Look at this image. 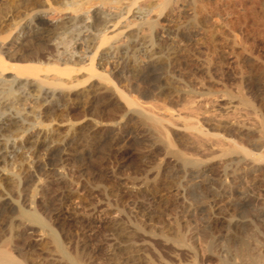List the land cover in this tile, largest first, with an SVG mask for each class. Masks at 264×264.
Instances as JSON below:
<instances>
[{"label":"rangeland","instance_id":"obj_1","mask_svg":"<svg viewBox=\"0 0 264 264\" xmlns=\"http://www.w3.org/2000/svg\"><path fill=\"white\" fill-rule=\"evenodd\" d=\"M66 1L69 0H29V4L17 6L15 4L18 0H0V40H8L9 37L6 34L12 32L15 25L20 21L22 22L23 18L30 15L34 9L43 11L44 8L50 6L56 12L49 11V18L53 17L55 18L54 20H59L62 17L67 18L74 12L68 8L67 10L66 8L64 9L63 4ZM190 1L184 2V0H178L176 1L177 3L174 2V4H171V8L166 7L163 9L157 18L153 39L157 40V52L160 55L166 52L167 47L170 45L169 40L171 39L168 38V35L173 33L181 34L180 38H177L178 40L175 41V45L178 44V46L176 53H174L179 60L180 66L172 73L169 85H165L168 90L165 88L160 93L153 91L154 95L152 94L146 100L149 101L147 102L149 104L145 101L144 107L147 105V108L153 109L152 113L158 116L167 118L169 117L168 115H171L169 119L171 117L174 118L171 121L173 120L176 125L168 126L169 137L173 143V147L181 148L180 150L182 151L185 148L183 152L186 154V157L201 160V172L196 174L197 176L195 175L194 179L196 180L195 184H202V187H198L196 190L187 187L188 176L186 177L183 168L179 165L180 162L170 154L169 149L166 148L167 146H163L164 143L162 144V142H156L152 137L150 129L143 126L145 124L140 119L136 118L135 115H124V112L118 109L116 103L105 107L101 105L100 108L103 109L97 117L91 113V110L87 111L86 109L85 112L84 110L82 111L81 107H74L70 112L65 111L67 114L64 112L55 121H51L50 124L55 129H53L50 138H39L41 142L44 141L41 145L39 144V152L43 153L47 151H42L45 148L48 149L51 155L56 156L60 143L66 138V134L72 128H75L77 131L81 130L79 136H81V133L83 136L88 130H94L96 133L95 137L91 139L92 152L90 156L83 160L84 163L78 161H75L78 163H70L73 167L77 166L78 169H81L77 170L76 168L77 171L71 174L67 170L64 175L67 181H79L86 189V194L83 193L82 195L84 197L83 200L80 199L73 202L70 199L73 203L70 201L69 203L72 204L67 205L76 210L75 215L79 217L99 216L102 222L109 223H102L99 227L100 229L94 233L90 241L93 244H99L101 238L109 236V229L112 226L117 232V238L121 240L120 245L122 246H119L121 249L119 250L123 254L124 250L122 248L124 245L132 241L133 238L134 240L135 238L136 240H140L139 236L132 234L131 227L133 224H138L147 231L155 230V232H159V230H163L167 233L175 230L178 224L186 232L187 238L194 241L193 243L196 245L197 250L196 256L200 259V262L202 264H212L213 260H211L212 262L207 260V251L202 246L204 233L209 231L211 234H220L219 244L220 249L223 248V253H226V250L230 252L234 246V244L231 245L232 242L239 243L241 239L243 242H248L253 249L256 248L255 250H260L261 253L262 251L264 252V182L261 183V181H264V163L257 172L252 173L246 169H242L250 163L249 159L242 158L240 163L237 164L238 158L242 157L240 152L220 156V151L218 150L220 146V148L229 146L228 144L232 143L235 139V142H240V144L250 148L253 152L264 154V135L260 129L261 125L264 124V85L261 82H246L240 79L239 74L235 71V64L233 65L234 59L241 58L244 61L241 62L245 66L248 64L249 68L253 69L254 72L264 73V48L254 49L251 48L250 44L253 39L254 42L259 40L264 41L263 38L253 36L252 29L256 28L258 22L261 23V19L264 18V1L235 0L234 5L229 8L231 11L230 16L218 13L216 5H214L217 0H204V2L199 3L197 1ZM9 4L12 8L6 14L5 11ZM202 4L205 6L204 10L197 11V6H203ZM155 9L152 11V16L156 14L157 8ZM225 18H229V20L226 21ZM144 38V40H149L148 36ZM142 53L138 56V61L142 64H147L151 59L148 56H143ZM23 55L27 56L30 54L24 52ZM155 57L156 55L151 56L152 59ZM220 57H224V60ZM11 62L18 64L27 63L22 60H11ZM199 92H202L203 95ZM193 101L194 103H192ZM185 103L187 105L192 104L188 108ZM25 107H28V104H25ZM192 107H195V109L193 108V112L191 111ZM186 109H190L188 111H191L192 114L187 112ZM30 116L32 117V115ZM184 116H187L191 122L193 120V122L197 121V123L201 124L210 137L208 141L206 140L209 145H206L207 142L204 140L206 144H203L199 148H196L198 146H194L195 144L190 140L191 135L187 130L183 129L182 122L189 120ZM69 122H73L74 125L67 126ZM214 133L220 135H213ZM216 135H222V139L217 138ZM82 136L80 138L85 142L86 137L85 135ZM223 138L229 143L225 142ZM185 139L189 142H185ZM212 139L213 141L218 140V142L215 141L218 145ZM206 146L209 147L206 148ZM20 149H18L19 153L17 152L15 158L10 161L8 160L7 164L1 162V165L3 166L4 164V166L0 168V192L2 193H0V239L7 236L11 238L14 244H18V242L19 244L31 243V246L24 252H27L26 254L31 257H36L39 260L43 259L42 261L47 262L50 256L47 251L43 252L45 250H41V244L37 241L41 237L40 231L37 228L33 230L29 227L31 225H26L27 222L19 220L18 208H16L15 203L19 199V202H21L22 206L24 205L25 209H31L34 206L33 209L43 214V191H47L50 188L49 186H53L51 182L53 171L58 172L56 170L58 169L62 172L63 168L56 166V169L49 172V170H46L47 165L41 164L40 160L35 163V160L32 159L36 158L28 156L29 152H27L26 147ZM25 152H27L26 155L24 154ZM26 158H30L31 160ZM101 163L102 165L99 166ZM70 164L69 167H72ZM99 167L102 169H100L98 174H94L93 169ZM18 169L20 177L22 176L19 179H22V181L16 185L17 181L12 178L11 173L15 170L18 171ZM260 177L263 179L259 180L258 178ZM17 188L21 191L19 197H17V192H15ZM67 188H71V186ZM67 188H65V191ZM167 188L178 193L175 203L171 205L166 204L164 200L165 195L163 193L166 190L168 191ZM216 189L224 193V202L215 200L211 192L217 191ZM14 196H16L15 199L13 198ZM197 196L198 199L196 198ZM12 198L15 202L3 207L2 201L7 202ZM226 199L231 201V207L229 205L227 209L223 208L222 210L223 204L227 203L225 202ZM30 204L32 207H29ZM218 204H220V207L218 206V210H214L212 213L217 217V222L213 225L214 227L205 226V219L207 220L205 217L211 215L210 212H212L213 207L215 208ZM236 205L238 207H235ZM184 206H187V212H182L181 209ZM184 213L185 215H183ZM75 215L71 214L69 217L72 218ZM124 216H129L128 218L130 219H126L127 217ZM52 219L48 220L49 223L60 232L64 240L78 249L85 239L79 238L75 234L74 227L68 225V220L62 219V217ZM236 219L240 220L239 224L232 226L231 222ZM229 225H231V229H229ZM1 227L3 228L1 229ZM22 227L23 229H21ZM128 229L131 231L130 234L126 232ZM201 230H204V232ZM79 233L82 234V232ZM15 236L18 237L16 238ZM146 241L145 245L135 247L136 252L133 251L131 254L134 253V256L142 260L146 258L154 260L182 259L186 262L192 259V255L186 250L180 251L174 247L171 248L165 245L162 240H157V237L156 239L146 237ZM140 242L142 241L140 240ZM226 243L229 244V247H232L229 248ZM48 247L49 244H47ZM229 252L226 254L230 255ZM102 257L105 256L101 253ZM213 258L217 263L218 261L215 259V256ZM100 262L105 263L104 260H100Z\"/></svg>","mask_w":264,"mask_h":264},{"label":"bare ground","instance_id":"obj_2","mask_svg":"<svg viewBox=\"0 0 264 264\" xmlns=\"http://www.w3.org/2000/svg\"><path fill=\"white\" fill-rule=\"evenodd\" d=\"M125 1L69 0L63 4L64 9L66 8L67 10L68 8L74 13L68 17L66 16L67 18L62 17L59 20H54L55 18L53 17L49 18V11L56 12L54 9H51L50 6L44 8L43 11H37V9H34L30 15L23 18L22 22L20 21L15 25L12 32L6 34L7 37H9L8 40H0V165L1 162L6 163L8 160L10 161L11 159L15 158L18 149L26 147L27 152H29L28 156L35 157L37 160L32 159L35 160V163L40 160L41 164L47 165L46 170H49V172L56 169V166L58 168H63L62 172H60L58 169H56L58 172L53 171L51 179L53 186L51 185L47 191H43V214L33 209L34 206L31 209H25L23 207L24 205L22 206L21 202H19V199L17 198V204L15 203V206H17L16 208H18L17 210L19 220H22L23 222L25 221V223L27 222L26 225H31L29 227L33 230L34 228H37V230L40 231L39 234H41V237L37 241L39 244H41V250L44 249L45 251L43 252L47 251L48 255L50 256V258H48L49 260L44 262L42 261L43 259L39 260L36 257L29 256L26 254L27 252L25 253L24 251L31 246V243L26 242L24 244L21 242L22 244H19L18 242V244H14L11 241V238L6 236L5 238L0 239V264H202L200 259H198L196 256L197 250L195 247L196 245L193 243L194 241L187 238L186 232H184V230L178 224L175 230L171 231V233H167L163 230H159V232H155V230L147 231L144 229V227H141L138 224H133L131 227V231L133 232L132 234L139 236V239L142 242H140V240H136V238L134 240L133 238L132 241H129L122 248L124 250L123 254L119 248V246H122L120 245L121 240L117 238V232L112 226L111 229H109V236L101 238L99 244H93L90 241V238L94 235V233L100 229L99 227L101 224L105 222H102V219L99 216H76V210L73 207L67 206L80 199L83 200L84 197H82V195L85 193L86 189L79 181H67L64 175L66 174L67 170L71 174L81 169H78L77 166L73 167L70 163L75 161L84 163L83 160L90 156L92 152L91 139L95 137L96 133L94 130H88L87 132L85 131L86 134L84 135L86 140L84 142L80 138L82 133L81 136H79L81 130L77 131L75 128H72V130L66 134V138L60 143L56 156L53 154L51 155L50 152H48V149L45 148H41L42 151H47H44L43 153L39 152V144L41 145V143L44 142L43 140V142H41V139L39 140V138H50L53 133V129H55L50 124L51 121H55V119L63 115L65 111L70 112V110L74 109V107H81L82 111L84 110L85 112L86 109L87 111L91 110V113H93V115L95 114L94 116L97 117L100 111L103 109L100 108L101 105L105 107L116 103L118 105V109L122 110L124 115H135L136 118L140 119V121L145 124L143 126H146L147 129H150L152 137L156 142H162V144L164 143L163 146H167L166 148L169 149L170 154L180 162L179 165H181L183 168L186 177L188 176L187 187H191L193 190H196L198 187H202V184H195L196 180L194 179L195 175L201 172V160L186 157V154L183 152L185 148L182 151L180 150L181 148L178 149L173 147V143L169 137L170 133L168 126L170 127L176 125L173 120L171 121V119L174 118L171 117V119H169L171 115H168L169 117L166 116L167 118L158 116L152 113L153 109H148L147 105L144 107V104L149 102L146 100L151 97V95L154 93L153 91L160 93L163 92L165 88L168 90L165 85H169V80L172 78V73L177 67L180 66L179 60L176 55H174V53H176L178 46V44L175 45V41L178 40L177 38H180L181 34L173 33L168 35V38L171 39L169 40L170 45H167V51L163 52V54L161 53V55L159 52H157V40H155V38L153 39L155 32L154 27L157 23L158 16H160L163 9L166 7L171 8V4H174V2L178 0ZM193 1H197L198 3L202 1L204 2V0H192V2ZM234 1L235 0H217L215 1L214 5H216V9L220 15L230 16L231 11L229 8L234 5ZM28 2L29 0H18L15 5L22 6ZM184 2L191 1L184 0ZM84 7L85 9H83ZM204 7V5L197 6V11L204 10ZM11 8L12 7H10L9 4L5 13L7 14ZM155 8H157L156 14L152 16V11ZM227 20H229V18L226 19V21ZM260 22L261 23L258 22L256 28H252L253 36L264 39V18L261 19ZM251 27L253 26L251 25ZM147 36L149 37L148 41L147 39L144 40V37ZM250 44L251 48L254 49L264 48V41L259 40L254 42L253 39L252 43ZM24 52H28L30 55L24 56ZM170 52L172 53L170 54ZM140 53H142L143 56H148L151 60L147 64L140 63L138 61V56ZM154 55H156V57L152 59L151 56ZM224 57L220 58L224 60ZM11 60H22L27 63L18 64L16 62H11ZM241 61L244 62L241 58H236L233 60V65L235 64V67H233L236 69L235 71L237 74H239L240 79L245 80L246 82L257 81V83L261 82L264 85V73H256L257 71L254 72L253 69L251 70V68H249L248 64L247 67ZM150 101L152 100L150 99ZM192 103H194V101ZM192 103L188 105L186 103L185 104L188 107ZM25 104H28V107H25ZM193 108L195 109V107H192V112L194 110ZM186 110L189 112L188 110L190 109ZM191 111L189 113L192 114ZM66 112L65 114H67ZM36 114H38V116H36ZM30 115H32V117ZM184 117L188 118L187 116ZM182 123L184 127L183 129L187 130L191 135L190 140H192V142L195 144L193 145L198 146L196 148L206 144L204 143V140L208 141V138L210 139L208 133L205 131V129H203L201 124L197 123V121L193 122L192 120L191 122L189 119L188 121ZM73 125V122H69L67 124V126ZM261 126L260 129L264 135V124ZM215 134L217 133H214L213 135ZM213 135L211 136L213 137ZM218 137L219 139H222V135L217 136V138ZM223 140L228 142L224 138ZM234 140L232 143H226L229 145L227 147L222 146L223 148H220V146L218 148L217 146L218 150L220 151V156H226L240 152L242 157L240 156V158H238L236 156L238 158L237 164L240 163L242 158L249 159L250 163H248L247 167L242 169H246L252 173L257 172L264 163V154L253 152L250 148H247L240 144V142L238 143ZM186 141L187 140L185 139V142ZM215 141L216 140L213 142ZM188 142L189 141H187V143ZM216 142H218V140ZM216 142L215 144L218 145ZM210 143L212 144V142ZM206 145H209L208 142ZM208 147L206 146V148ZM27 152L24 154L26 155ZM69 164L72 167H69ZM101 165L102 163L99 164V166ZM3 166L1 165L0 168ZM19 169L18 171L15 170L11 173L12 178L17 181L16 185L22 181V179H19ZM100 169L102 168L99 167L93 169V173L98 174ZM258 179L262 180L263 178L260 177ZM193 180H195L194 183H192ZM197 181L200 183L199 180ZM262 182L264 181H261V183ZM66 183H68V185H66ZM68 186H71V188H67ZM65 188H67L66 191ZM15 192H17L16 195L19 197L21 194L19 188H17V191ZM211 193L214 195L215 200H218V202L225 200V195L222 191L214 190V192ZM163 194L165 195V203L168 205L175 203V200L178 196V193L169 189ZM15 197L16 196L13 198L15 199ZM193 197L195 198V196ZM13 198L11 199L13 202L11 200L7 202L2 201L3 207L14 203L15 201ZM196 198L198 199V196ZM70 199L73 200V202ZM228 200L229 199H226L225 202L227 203L223 204L222 210L223 208L227 209L229 205L231 207L232 203ZM70 201L72 203H69ZM218 206L220 207V204H218L215 208L213 207L212 212H210L211 215L205 217L207 218V220L205 219V226L211 227L215 224V222H217V217H215L212 213L214 210H218ZM29 207H32L31 204ZM235 207H238V205ZM181 210L182 212H187L188 208L187 206H184ZM71 214H74L75 216L70 218L69 216ZM183 215H185V213ZM57 217H62V219L64 218L68 220V225L74 227L75 234L78 235L79 238L85 239L78 249L68 241L64 240V237L60 235V232H58V230L49 223L48 220L52 218L55 219ZM128 217L126 219H130ZM239 221L240 220L237 219L233 220L231 225L236 226L239 224ZM231 225H229V229H231ZM2 228L3 227H1V229ZM21 229H23V227ZM131 231L128 229L126 232L130 234ZM201 231L204 232V230ZM79 232H82V234ZM122 232L124 233V231ZM17 235L19 234L17 233ZM219 236V233L215 235V233L211 234L210 231L204 233L202 246L207 251L208 261L213 260L214 264H264V252L262 251L261 253L260 250L259 252L255 250L256 248L253 249V247L250 246L248 242H243L242 239L239 243L235 242L236 244L232 242L231 245L234 244V246H230L232 247L230 252L229 250L225 251L226 253L229 252L230 255L223 253V248L220 249ZM146 237L152 239H156L157 237V240H162L165 245L171 248L174 247L176 250L180 251L186 250L192 255V259L186 262L182 259V261L173 259L154 260L149 258L142 260L139 257L134 256V253L131 254L133 251H135V247L142 246L144 243H147ZM47 244H49L48 248ZM226 245L229 247V244L226 243ZM101 253L105 257L101 258ZM214 256L218 261L217 263L215 262L216 260L214 261ZM100 260H104L105 263L100 262Z\"/></svg>","mask_w":264,"mask_h":264}]
</instances>
